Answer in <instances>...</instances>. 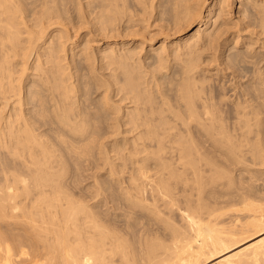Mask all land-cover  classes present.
Wrapping results in <instances>:
<instances>
[{
	"label": "bare ground",
	"instance_id": "6f19581e",
	"mask_svg": "<svg viewBox=\"0 0 264 264\" xmlns=\"http://www.w3.org/2000/svg\"><path fill=\"white\" fill-rule=\"evenodd\" d=\"M0 264H264V0H0Z\"/></svg>",
	"mask_w": 264,
	"mask_h": 264
},
{
	"label": "rangeland",
	"instance_id": "374dc122",
	"mask_svg": "<svg viewBox=\"0 0 264 264\" xmlns=\"http://www.w3.org/2000/svg\"><path fill=\"white\" fill-rule=\"evenodd\" d=\"M84 170H85V169H84ZM82 173L85 174V175H86L87 173H88V174L90 173V175H91L92 172L86 170V171H83ZM90 175H89V176H90ZM87 177H88V176L86 175V178H87ZM91 179H92V177H88L87 179L83 180L84 182H81V181H80V185L83 186V187H84V186H86V187L89 186V184L92 183ZM87 180H88V181H87ZM86 190H87V191H86ZM89 190H90L89 188L85 189V191H86V192H85V195H87V194H89V193L91 192V191H89ZM177 222H178V221H177ZM179 222H180V221H179ZM177 224H179V223H177ZM152 226H153V227H152ZM150 227H152L151 229H152V231H154V229H153V228H155L154 224H152L151 226H149V228H150ZM31 254H32V253H30L29 255H31ZM29 255H28V256H29ZM40 260H41V259H40Z\"/></svg>",
	"mask_w": 264,
	"mask_h": 264
}]
</instances>
